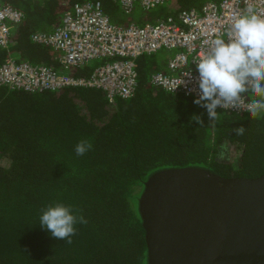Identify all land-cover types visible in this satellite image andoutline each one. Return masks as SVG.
Segmentation results:
<instances>
[{"label":"trees","instance_id":"trees-1","mask_svg":"<svg viewBox=\"0 0 264 264\" xmlns=\"http://www.w3.org/2000/svg\"><path fill=\"white\" fill-rule=\"evenodd\" d=\"M2 1L23 19L11 26L0 63L10 53L63 71L55 52L30 34L53 30L77 0ZM100 1L111 21L129 23L109 0ZM205 1L176 0L167 16ZM139 59L138 87L129 98L109 100L94 87L27 91L0 85V264H148L138 200L154 172L195 167L226 178L264 173V116L217 111L219 119L210 122L194 98L152 86L149 76L161 67L145 68ZM99 64L68 72L89 76ZM193 114L204 125L189 122ZM240 126L245 132L237 136L233 129ZM81 140L92 147L77 156ZM56 203L87 220L74 225L71 244L39 223L43 210Z\"/></svg>","mask_w":264,"mask_h":264},{"label":"built area","instance_id":"built-area-1","mask_svg":"<svg viewBox=\"0 0 264 264\" xmlns=\"http://www.w3.org/2000/svg\"><path fill=\"white\" fill-rule=\"evenodd\" d=\"M130 13L136 2L150 10L170 0H111ZM251 6L264 18V0H207L199 8H184L176 16L155 22L120 25L112 22L100 0H77L66 9L60 23L51 31H36L30 39L58 52L63 71L29 61H17L9 53L0 63V85L27 91L58 90L64 87H97L109 100L134 96L138 87V59L160 49L173 51L149 76V83L166 92L196 98L198 72L194 62L209 50L221 34L245 9ZM23 13L0 0V48L9 47L11 26L19 24ZM111 59L97 65L89 76L69 72L93 59ZM69 71V72H68ZM250 103L249 93L242 94ZM223 110L245 113L235 109Z\"/></svg>","mask_w":264,"mask_h":264},{"label":"water","instance_id":"water-1","mask_svg":"<svg viewBox=\"0 0 264 264\" xmlns=\"http://www.w3.org/2000/svg\"><path fill=\"white\" fill-rule=\"evenodd\" d=\"M138 209L148 264H264V173L164 169L145 182Z\"/></svg>","mask_w":264,"mask_h":264},{"label":"clouds","instance_id":"clouds-1","mask_svg":"<svg viewBox=\"0 0 264 264\" xmlns=\"http://www.w3.org/2000/svg\"><path fill=\"white\" fill-rule=\"evenodd\" d=\"M198 72V95L194 103L205 108L210 122L219 119L217 107L246 111L251 118L264 116V18L249 6L225 30L213 39L209 50L194 61ZM249 93L250 103L242 94ZM204 125L200 115L190 121ZM242 136L243 126L233 129ZM92 145L81 140L75 147L77 156L84 155ZM78 211V210H77ZM39 223L54 238L72 243L76 223L86 224L83 215L74 214L72 206L62 203L43 210Z\"/></svg>","mask_w":264,"mask_h":264},{"label":"rangeland","instance_id":"rangeland-1","mask_svg":"<svg viewBox=\"0 0 264 264\" xmlns=\"http://www.w3.org/2000/svg\"><path fill=\"white\" fill-rule=\"evenodd\" d=\"M109 1L112 5H114L113 9L116 10L119 17L121 18V21H129L130 20L129 22H133L136 24H142L144 21L155 22L157 20V18L161 19L163 17H166L168 14H170L168 12L169 9L174 8V6L177 4L176 0H170L168 2L163 3L162 5L156 6L155 8L146 11L145 8H142L140 6V4L138 2H136L133 6L132 11L130 13H125L124 11L121 10L118 3L112 2L111 0H109ZM139 20H142L143 22L142 23L138 22ZM172 53H173V51H170L167 49H160L151 55L142 56L139 59V62L143 63L145 68L154 66L155 64L159 65V67H162L165 65V62H166V59L168 58V56ZM100 60H104V59H93L87 64H89V65L93 64V63L99 64ZM100 64H102V63H100ZM63 72L66 73V71H63ZM217 111L219 112V111H223V110H217ZM219 113H222V112H219ZM232 113L234 114V112H232ZM154 173H156V172H154Z\"/></svg>","mask_w":264,"mask_h":264},{"label":"crops","instance_id":"crops-1","mask_svg":"<svg viewBox=\"0 0 264 264\" xmlns=\"http://www.w3.org/2000/svg\"><path fill=\"white\" fill-rule=\"evenodd\" d=\"M47 47H49V46H47ZM50 49H52L51 47H49ZM54 52H55V54H56V59H57V57H58V52L56 51V50H54V49H52ZM41 65H43V64H41ZM160 68V67H159ZM161 69L162 70H166V66L164 65V66H162L161 67ZM94 88H97V87H94ZM99 89V88H98Z\"/></svg>","mask_w":264,"mask_h":264}]
</instances>
